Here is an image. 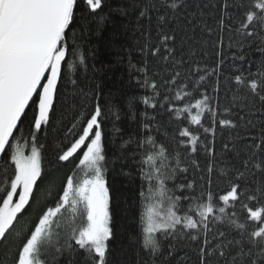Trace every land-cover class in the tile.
Returning <instances> with one entry per match:
<instances>
[{"label": "trees", "instance_id": "16d2710c", "mask_svg": "<svg viewBox=\"0 0 264 264\" xmlns=\"http://www.w3.org/2000/svg\"><path fill=\"white\" fill-rule=\"evenodd\" d=\"M242 5L251 6V0H101V7L92 12L85 0H77L76 26L69 33V43L75 39L78 51L71 57L74 67L65 69L70 74L58 86L48 124L35 131L26 123L23 135L17 133L21 146L28 145L26 151L33 143L40 150L43 175L29 206L18 217L8 244H0V264H14L15 248L21 243L19 234L27 236L42 214L56 205L66 178L74 173L77 180L81 178L78 165L82 150L69 161H61L59 156L79 138L96 102L106 112L105 178L111 195L113 228L106 264H200L204 236L184 229L183 224L168 235L157 234L159 252L143 247L142 230L149 209L159 220L170 207L169 197L181 198L178 215L199 220L198 205L207 203L208 192L213 194L216 212L209 218L208 234L212 244L240 240L237 224H246L245 239L261 226L246 219L243 207L248 204L255 210L256 202L242 196L233 207L218 200L228 190L230 180L247 189H255L264 181V172L253 167L264 157V147H256L264 138V100L259 98L264 92L253 93L249 87L251 79L255 77L259 83L260 73L264 72V35L247 37L237 31L243 18ZM165 34L175 39L162 43ZM156 48L160 52L154 55ZM169 48L174 51L169 53ZM80 55L84 57L83 64ZM238 75L248 83L238 84ZM172 79L175 84L166 83ZM152 82L158 85L159 95L150 87ZM177 92L193 95L174 104L165 101V97L174 99ZM201 93L209 96L213 109L204 114L202 127L192 125L190 118H185L187 113L177 118L169 110L202 99ZM145 98H149L148 104ZM153 103L155 108L151 107ZM195 112L193 109L192 114ZM221 119L232 120L236 127L219 124ZM184 127L200 137L195 153L191 152L188 138L179 136ZM205 128L209 131L205 132ZM150 139L155 141V147ZM160 146L166 149L169 165L161 172L168 178L157 179L154 167L163 163L157 156ZM148 155L154 157V164L147 161ZM249 157L252 159L245 169L242 161ZM184 168L187 171L180 170ZM237 169L244 172L243 178L237 179ZM148 173H152L151 179L145 178ZM160 179H164V189ZM3 180L0 174V187ZM181 184L192 187L181 189ZM219 207H226V215L219 213ZM69 214L70 209L53 222L51 243L41 254L45 264H92L86 251L68 235ZM221 215H225L222 221L215 219ZM219 232L225 235L220 237ZM190 234L199 238L194 241Z\"/></svg>", "mask_w": 264, "mask_h": 264}, {"label": "snow or ice", "instance_id": "6c2138e0", "mask_svg": "<svg viewBox=\"0 0 264 264\" xmlns=\"http://www.w3.org/2000/svg\"><path fill=\"white\" fill-rule=\"evenodd\" d=\"M85 2L92 12L101 7V0ZM171 7L176 5L172 4ZM241 7L244 8V12L237 31L243 32L247 37L264 35V0H251V6ZM76 12L77 0H0V161L3 162L0 174L4 177L3 187H0V244L3 245L8 244L9 236L16 230L18 217L29 206L34 190L37 189V182H42L43 175L40 150L33 143L30 151H26L28 145L21 146L17 133L23 135L22 129L26 123L30 130L40 131L42 125L49 122L58 86L70 74L65 69L71 70L74 67L71 57L78 55L75 39L69 43V33L76 26ZM160 19L163 20L164 17L161 16ZM170 39L175 37L165 34L162 43ZM173 51L174 49H168L169 53ZM159 52L160 48H156L153 54ZM80 63H84L83 55H80ZM176 76H179V73H176ZM260 77L259 83L255 77L249 83L253 93L264 92V72L260 73ZM235 80L238 84L248 83L240 75L236 76ZM72 82L75 83L74 80ZM169 82L175 84L176 81L175 79L166 81ZM145 84H148L147 80ZM150 87L159 95L155 82H152ZM192 95L191 92H184L183 95L177 92L174 99L165 97V101L174 104ZM200 95L203 98L195 99L194 103L189 101L183 108L171 107L169 110L177 118L182 113H187L188 116L185 118H190L192 125L202 127L204 114L212 113L213 109L209 103V96L206 93ZM259 98L264 100V95H260ZM144 103L148 104L149 98H145ZM156 106L155 103L151 104L153 108ZM193 109L196 110L195 114H192ZM105 118L104 107L96 102L79 138L59 156V160L69 161L70 157L82 150V158L78 165L82 176L79 180L76 179L75 173L68 176L62 189L63 194L56 205L49 207L42 214L27 236L19 234L21 243L15 248L14 264H45L41 254L51 243L53 222L58 215L69 209L68 235L71 240L86 251L92 264H106L108 241L113 236V228L111 195L105 178L107 143L104 131ZM219 124L236 127L230 119H221ZM145 127L147 128V125ZM204 131L207 132L209 129L205 128ZM211 131L215 133L214 128ZM179 136L188 138L192 153L197 151L199 135L189 127H184L179 131ZM31 139L35 141V136L32 135ZM149 143L153 147L156 146L154 140L150 139ZM224 147L227 148V145ZM256 147H264V138L261 145ZM157 156L163 163L154 167V174L157 179L160 176L168 178L166 173L161 172V168L169 166L166 149L163 146L159 147ZM175 159L176 167L179 169L181 162L178 154ZM251 159L249 157L243 160L242 167L247 169ZM147 161L154 164V157L148 155ZM192 164L198 167L195 161H192ZM253 167L264 172V157L260 158L259 162H254ZM180 170L187 171L186 168ZM172 171L175 172L176 169ZM209 171H212L211 166ZM236 172L237 179L243 178L244 172L238 169ZM145 178L151 179L152 173L145 174ZM160 185L164 189V179H160ZM179 187L191 188L192 184H181ZM242 196L258 205L255 210L248 204L243 205L247 210L246 219L261 225L249 232L246 239L244 237L246 224H237L236 227L241 230L240 240L211 243L208 239L209 218L214 215L216 208L213 204V194L208 192L207 203L198 205L199 220L191 215L177 214L181 199L178 196L169 197L170 207L159 220L154 219V214L149 209L146 227L142 230L143 247L152 253L159 252L157 234L162 232L168 235L175 232L178 225L183 224L184 229L196 230L204 236L203 246L199 251L200 264H264V181L255 189H247L240 183L230 180L228 190L220 195L218 200L225 206L234 207L241 201ZM218 211L226 215V207H219ZM225 215L216 216L215 219L222 221ZM231 215L234 216L235 213ZM231 222L235 224V221ZM224 235V232H219L220 237ZM190 238L195 241L199 236L190 234ZM212 239L215 240L216 236ZM11 251L9 248V252Z\"/></svg>", "mask_w": 264, "mask_h": 264}]
</instances>
